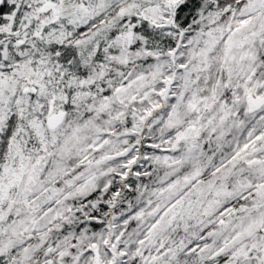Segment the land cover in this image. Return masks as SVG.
<instances>
[{
  "label": "snow or ice",
  "instance_id": "obj_1",
  "mask_svg": "<svg viewBox=\"0 0 264 264\" xmlns=\"http://www.w3.org/2000/svg\"><path fill=\"white\" fill-rule=\"evenodd\" d=\"M0 264H264V0H0Z\"/></svg>",
  "mask_w": 264,
  "mask_h": 264
}]
</instances>
